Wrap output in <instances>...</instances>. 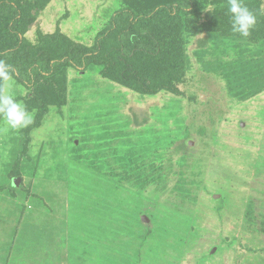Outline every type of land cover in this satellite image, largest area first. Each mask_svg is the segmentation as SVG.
I'll return each mask as SVG.
<instances>
[{
  "label": "rangeland",
  "instance_id": "obj_1",
  "mask_svg": "<svg viewBox=\"0 0 264 264\" xmlns=\"http://www.w3.org/2000/svg\"><path fill=\"white\" fill-rule=\"evenodd\" d=\"M10 1L26 48L54 56L92 48L120 8H149ZM242 2L262 27L264 0ZM229 7L163 17L157 59H121L109 40L37 96L15 79L35 115L19 131L0 119V264H264V30L234 33Z\"/></svg>",
  "mask_w": 264,
  "mask_h": 264
},
{
  "label": "trees",
  "instance_id": "obj_2",
  "mask_svg": "<svg viewBox=\"0 0 264 264\" xmlns=\"http://www.w3.org/2000/svg\"><path fill=\"white\" fill-rule=\"evenodd\" d=\"M149 8L123 7L117 10L98 35L96 44L86 48L70 44L62 55H53L48 49L28 50L21 34L22 12L10 0H0V21L5 24L8 47L0 51V59L13 65L9 71L15 79L36 94L41 79L55 77L68 68L86 70L98 61L109 40H114L121 59L130 61L147 57L157 59L161 55V41L156 24L165 17L179 16L191 11L197 0H148ZM133 6V5H132ZM227 14H225L226 16ZM258 20H262L257 17ZM259 21V22H260ZM255 26L251 35L260 36L264 23ZM37 96V94H36Z\"/></svg>",
  "mask_w": 264,
  "mask_h": 264
},
{
  "label": "clouds",
  "instance_id": "obj_3",
  "mask_svg": "<svg viewBox=\"0 0 264 264\" xmlns=\"http://www.w3.org/2000/svg\"><path fill=\"white\" fill-rule=\"evenodd\" d=\"M228 9L231 14L232 31L242 37H248L256 24V16L245 6L242 0H229ZM12 64L0 59V82L6 86V91L0 93V119L14 131L29 127L34 122L33 111L17 98L15 91V75L9 69Z\"/></svg>",
  "mask_w": 264,
  "mask_h": 264
},
{
  "label": "water",
  "instance_id": "obj_4",
  "mask_svg": "<svg viewBox=\"0 0 264 264\" xmlns=\"http://www.w3.org/2000/svg\"><path fill=\"white\" fill-rule=\"evenodd\" d=\"M15 181H17V182H18L19 180H15ZM144 220H145V219H144Z\"/></svg>",
  "mask_w": 264,
  "mask_h": 264
}]
</instances>
